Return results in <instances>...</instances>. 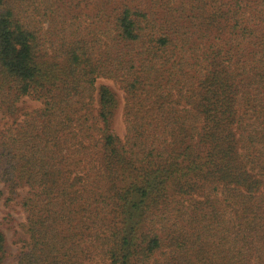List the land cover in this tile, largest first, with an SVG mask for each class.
<instances>
[{"label": "trees", "instance_id": "trees-1", "mask_svg": "<svg viewBox=\"0 0 264 264\" xmlns=\"http://www.w3.org/2000/svg\"><path fill=\"white\" fill-rule=\"evenodd\" d=\"M26 1L0 0V264L6 230L15 264H264V0H97L46 38Z\"/></svg>", "mask_w": 264, "mask_h": 264}, {"label": "rangeland", "instance_id": "rangeland-1", "mask_svg": "<svg viewBox=\"0 0 264 264\" xmlns=\"http://www.w3.org/2000/svg\"><path fill=\"white\" fill-rule=\"evenodd\" d=\"M148 1V0H147ZM27 4L31 7H35L32 11L34 24L37 26L41 32H46L44 37H48L51 33L55 32V29L68 30L66 29L68 24H74L79 29H82L84 26L90 22L91 18L94 17L97 11V0H27ZM53 2L55 6L52 8L53 13H50L49 4ZM57 2V3H56ZM152 4L155 5V8L160 9V2L156 0L157 3L152 0ZM57 7L59 9H57ZM26 8V7H25ZM47 10V11H46ZM25 14H29V9H27ZM54 29V30H53ZM50 32V33H48ZM107 84L114 89L117 93L120 100V108L115 115L113 121V131L118 136H123L124 134V125L122 120V103H123V92L118 88V86L111 80L107 79H98L97 84ZM23 104V103H21ZM39 105V102L31 100L29 98L24 99V107L26 108H35ZM6 118H3L0 114V124H2ZM0 191L4 192L2 184L0 183ZM26 189H20V196H24ZM6 208L3 205V200L0 199V219L4 216ZM17 222H22L24 220V215L19 209L15 206L11 212ZM6 238L9 247V256L5 261V264H15V253L18 249V246L13 244V232L12 230H6ZM19 235L22 236V233L19 231ZM93 261V260H92ZM94 263V262H93Z\"/></svg>", "mask_w": 264, "mask_h": 264}]
</instances>
